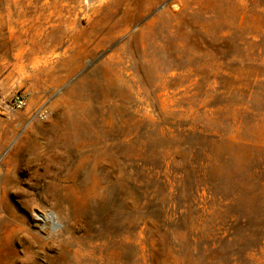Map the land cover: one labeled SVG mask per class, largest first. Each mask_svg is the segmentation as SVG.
Returning <instances> with one entry per match:
<instances>
[{"label":"rangeland","instance_id":"rangeland-1","mask_svg":"<svg viewBox=\"0 0 264 264\" xmlns=\"http://www.w3.org/2000/svg\"><path fill=\"white\" fill-rule=\"evenodd\" d=\"M0 264H264V0H0Z\"/></svg>","mask_w":264,"mask_h":264},{"label":"built area","instance_id":"built-area-1","mask_svg":"<svg viewBox=\"0 0 264 264\" xmlns=\"http://www.w3.org/2000/svg\"><path fill=\"white\" fill-rule=\"evenodd\" d=\"M28 103H29V97L26 94L18 95L13 100V105L16 108H20V109L26 107ZM34 115L40 119H45L48 116V112L46 108L43 107L36 110Z\"/></svg>","mask_w":264,"mask_h":264},{"label":"water","instance_id":"water-1","mask_svg":"<svg viewBox=\"0 0 264 264\" xmlns=\"http://www.w3.org/2000/svg\"><path fill=\"white\" fill-rule=\"evenodd\" d=\"M41 215H44V214L41 213ZM46 217H47V218H51L52 220H54V218H55V214H54V212L49 211V212L47 213ZM54 224H55L56 226H58V224H56L55 222H54Z\"/></svg>","mask_w":264,"mask_h":264}]
</instances>
